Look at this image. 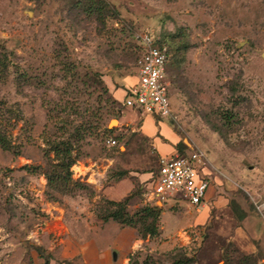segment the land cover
Here are the masks:
<instances>
[{
    "label": "rangeland",
    "instance_id": "1",
    "mask_svg": "<svg viewBox=\"0 0 264 264\" xmlns=\"http://www.w3.org/2000/svg\"><path fill=\"white\" fill-rule=\"evenodd\" d=\"M87 1L0 0V58L9 63L0 76V130L11 147H0V264H48L54 239L41 232L43 223L60 205L96 214L106 198L94 185L122 177L134 183L129 213L146 204L161 209L159 233L138 234L127 264H223L222 254L235 249L264 264V0H104L102 22L85 10ZM143 32L187 47L181 66L169 67L174 117L165 120L186 149L205 153L213 193L204 211L182 200L136 205L145 191L136 175L155 176L158 168L151 142L130 123L138 112L122 102ZM65 101L101 113L100 132L86 136L70 168L83 185L72 192L49 188L43 173L24 168L48 169L42 132L52 128L48 109ZM104 127L113 130L102 136ZM113 225L93 234L103 246Z\"/></svg>",
    "mask_w": 264,
    "mask_h": 264
},
{
    "label": "trees",
    "instance_id": "2",
    "mask_svg": "<svg viewBox=\"0 0 264 264\" xmlns=\"http://www.w3.org/2000/svg\"><path fill=\"white\" fill-rule=\"evenodd\" d=\"M85 10L89 14H94L95 18L100 22L103 21V17L108 16V5L104 0H88ZM171 37H174L172 35ZM156 43L159 45L165 44L168 47V61L166 63V72L168 76L169 67L176 65L181 66L187 47L185 45L178 46L171 43L164 37H156ZM182 52V54H181ZM141 54V48L137 45V52L134 59V66L136 61ZM65 65V69L72 70L71 62H62ZM9 63L6 61V57L0 58V76H4ZM21 75L24 76V73ZM25 77V76H24ZM93 80L99 91H107L106 87L100 78V74L95 72L92 74ZM169 79V77H168ZM170 82V81H169ZM125 95L122 97V101ZM55 104L54 107L48 109L49 119H52V128L47 131L44 128L42 132L44 149L43 156L48 159V169H43L41 165H25L26 170L31 172L43 173L47 179V185L49 188L60 190L61 192H72L75 188L83 187L82 183L78 180L71 178V166L82 156V142L86 136L90 135L91 132H100V116L99 110H90V113L80 111L76 105L70 104L68 101L59 107ZM90 117L95 118V123L90 122ZM159 119V118H157ZM113 129L106 127L102 128V136L105 133H110ZM113 138V137H107ZM106 138V139H107ZM105 139V140H106ZM115 139V138H113ZM116 140V139H115ZM0 147L10 150V143L6 137L5 131L0 130ZM178 153H186L190 149H186L185 145L180 142L176 145ZM16 153L19 150L15 151ZM52 154V157H51ZM134 195L132 191L129 195L122 198L121 200H109L105 199L103 202L105 205L100 207L96 212V217L102 222L109 220L115 221L122 226H130L137 230L138 234L142 237L148 235L150 237L156 236L159 233L158 218L160 208L153 204H146L132 213L127 211V206L131 197ZM226 246H222L221 251H225ZM224 263L223 264H254L256 260L252 254L240 253L237 249L233 250L232 253L224 252L222 254ZM131 260V259H130ZM195 259H189L190 263L195 262ZM176 264H184L185 261L177 259L174 261ZM134 264V262H132ZM137 264V262H135ZM146 264V263H143Z\"/></svg>",
    "mask_w": 264,
    "mask_h": 264
},
{
    "label": "crops",
    "instance_id": "3",
    "mask_svg": "<svg viewBox=\"0 0 264 264\" xmlns=\"http://www.w3.org/2000/svg\"><path fill=\"white\" fill-rule=\"evenodd\" d=\"M135 80L134 77L131 84ZM130 123L138 124L140 133L151 142L158 158L177 152L176 145L182 139L165 118L157 119V117L138 112L136 120L130 119ZM156 174L157 172L155 176ZM136 176L138 182L145 188L141 194L142 198L139 197L136 205L141 202L156 204L157 202L152 201L148 194V190L155 179L153 171L139 173ZM93 179L95 180V178ZM94 187L100 189V195L106 199L117 201L132 192L134 183L129 177H122L104 187L97 184ZM212 193L213 190L209 186L206 200L212 196ZM74 204L73 207L69 208L60 205L59 212L46 220L40 227L41 232L44 234L51 233L54 239L46 245L53 255L50 262L61 264H127L128 253L137 241V230L130 226H122L112 220L102 222L87 206L81 207L78 203ZM87 205L90 206V204ZM136 205L134 204V206ZM200 209L205 210V203ZM109 224H115L113 226H116L117 229L113 233L111 242L107 246H103L93 234L103 230Z\"/></svg>",
    "mask_w": 264,
    "mask_h": 264
},
{
    "label": "built area",
    "instance_id": "4",
    "mask_svg": "<svg viewBox=\"0 0 264 264\" xmlns=\"http://www.w3.org/2000/svg\"><path fill=\"white\" fill-rule=\"evenodd\" d=\"M138 44L141 54L136 61V80L127 87L123 105L141 114L172 119L170 82L166 72L168 47L157 44L156 37L150 32L141 33ZM106 143L113 146L116 140L107 138ZM205 162V153L199 149L160 156L157 174L148 190L151 200L160 203L182 200L198 211L205 203L210 186L204 173Z\"/></svg>",
    "mask_w": 264,
    "mask_h": 264
},
{
    "label": "bare ground",
    "instance_id": "5",
    "mask_svg": "<svg viewBox=\"0 0 264 264\" xmlns=\"http://www.w3.org/2000/svg\"><path fill=\"white\" fill-rule=\"evenodd\" d=\"M116 121H112V124H115ZM76 171L82 172V168L80 166L75 167Z\"/></svg>",
    "mask_w": 264,
    "mask_h": 264
},
{
    "label": "water",
    "instance_id": "6",
    "mask_svg": "<svg viewBox=\"0 0 264 264\" xmlns=\"http://www.w3.org/2000/svg\"><path fill=\"white\" fill-rule=\"evenodd\" d=\"M262 55H264V51H263ZM112 121H116V120H115V119H113Z\"/></svg>",
    "mask_w": 264,
    "mask_h": 264
}]
</instances>
